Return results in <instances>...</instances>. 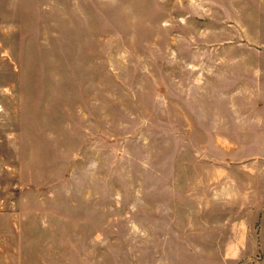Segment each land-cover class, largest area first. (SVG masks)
Instances as JSON below:
<instances>
[{
	"label": "rangeland",
	"instance_id": "obj_1",
	"mask_svg": "<svg viewBox=\"0 0 264 264\" xmlns=\"http://www.w3.org/2000/svg\"><path fill=\"white\" fill-rule=\"evenodd\" d=\"M247 7L0 0V264H236L257 252L237 243L257 222L251 192H214L264 152L225 131L250 123L251 102L231 99L218 67L252 44L250 22L242 36L234 19Z\"/></svg>",
	"mask_w": 264,
	"mask_h": 264
},
{
	"label": "crops",
	"instance_id": "obj_2",
	"mask_svg": "<svg viewBox=\"0 0 264 264\" xmlns=\"http://www.w3.org/2000/svg\"><path fill=\"white\" fill-rule=\"evenodd\" d=\"M243 1H246L249 7L236 10L235 24L238 32L240 31L242 36H246L245 31L248 26L243 22H250L252 44L250 46H230V52L235 54L234 57L219 60L218 67L222 69L220 75H224L228 81L229 89L233 90L229 91L230 94L234 95L231 99L251 102V104L246 105L245 103L241 106L242 110H251L242 114V117H250V123L242 122L241 124L229 125L225 127V131L249 134L246 137L241 136L239 140L249 143L252 148L264 149V32L259 31L260 23H264V0ZM239 21L241 23H238ZM239 24L242 26L238 27ZM221 49L223 52V48ZM244 49H249V56H245L246 54L239 56ZM238 108L240 106L237 104H234V108L232 106L234 112L231 113L233 116L239 115ZM249 165L248 177H243L239 173L228 174V180L233 182H228L225 187L219 185L214 192H220L219 196L224 194L225 197H239L243 196V192H251L250 195L255 200L251 203L250 212L257 213V222L256 225L248 227L247 231L238 237L240 240H237V243L254 244L258 248L257 252L250 255L241 254L235 259V262L236 264H238L237 262H241V264H264V152L261 156L253 158ZM220 243H226V239Z\"/></svg>",
	"mask_w": 264,
	"mask_h": 264
}]
</instances>
